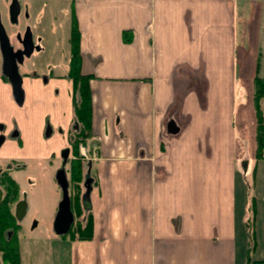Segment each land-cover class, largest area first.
<instances>
[{"label": "crops", "instance_id": "1", "mask_svg": "<svg viewBox=\"0 0 264 264\" xmlns=\"http://www.w3.org/2000/svg\"><path fill=\"white\" fill-rule=\"evenodd\" d=\"M54 1L68 7L63 19L59 3L51 9L62 23L51 33L58 42L66 32V44L43 82L27 86L55 102L48 147L70 149L75 29L80 73L91 77V135L82 150L92 180L81 201L87 235L52 245L54 264H245L238 184L246 200L264 0ZM0 90H9L2 78ZM27 144L18 135L10 146L55 159Z\"/></svg>", "mask_w": 264, "mask_h": 264}, {"label": "rangeland", "instance_id": "2", "mask_svg": "<svg viewBox=\"0 0 264 264\" xmlns=\"http://www.w3.org/2000/svg\"><path fill=\"white\" fill-rule=\"evenodd\" d=\"M5 0H0V23L3 26L9 43H13L18 49L19 44L17 35H23L26 29L29 30L35 49L32 53L22 58L18 64V72L22 77V89L24 92V101L22 105H17L12 95L11 86L1 73V53H0V78L6 81L8 92L0 90V106L3 107L4 119L0 120V135L8 134L13 129L19 133L20 139L30 146L37 145L43 148V154H53V160L49 161H28L23 160L24 166L21 171L13 172L12 176L19 184L21 190L26 194L27 208L25 216L21 222L19 237L21 264H54L52 258V245H55L61 237L54 234L52 222L61 197L60 188L54 181V172L59 167L61 151L50 149L51 138L48 137L50 129L51 114L47 111L55 109V102L49 94L37 95L36 91L27 86V82L38 79L43 82L44 74L49 72L54 60L57 59V50L61 45L66 44V32H64L59 41L56 42L55 35L51 32L67 15V4L56 2L54 0H23L21 11L16 15V22L12 23L9 19ZM59 3L57 8L61 11L62 18H53L51 9L53 5ZM61 3V4H60ZM62 25V23L60 24ZM62 27V26H61ZM52 28V29H51ZM41 29H44L43 32ZM264 37L263 31L261 41ZM16 45H15V44ZM261 43L259 75L264 77V41ZM250 98L252 110V137L254 149L248 142H245V157L249 160V169L244 174L246 183V200L242 194V180L238 184V216H244V222L239 225L240 228V249L242 254L248 257L249 264H255L254 261H264V161L255 160L256 151V117L252 102L253 80L251 81ZM36 92V93H35ZM55 97V96H54ZM48 116L49 119H46ZM52 121V120H51ZM50 121V123H51ZM254 123V127H253ZM5 126V127H3ZM37 129V136L30 137V134ZM3 128V129H2ZM40 134V136L38 135ZM39 141L36 143L34 139ZM13 140L11 137L0 143V146H10ZM3 144V145H2ZM14 146V145H13ZM46 147L47 151H46ZM31 150V149H30ZM0 153H4L2 147ZM11 153V152H10ZM40 153V152H39ZM20 156L16 153V156ZM18 159H21L18 157ZM19 161V160H18ZM8 161L0 160V167H6ZM245 204V205H244ZM66 239V238H63Z\"/></svg>", "mask_w": 264, "mask_h": 264}, {"label": "trees", "instance_id": "3", "mask_svg": "<svg viewBox=\"0 0 264 264\" xmlns=\"http://www.w3.org/2000/svg\"><path fill=\"white\" fill-rule=\"evenodd\" d=\"M126 36V35H125ZM70 55L68 61V78L73 86V116L74 123L77 125L73 131L70 147L74 159L68 165L69 197L71 200V211L74 221L69 232L61 238H83L89 229L88 220L81 222L83 209L81 207V192L84 182V163L79 154V146H85V142L91 135V97L89 90V75H83L79 69L78 38L75 29L70 34ZM258 69L253 79L252 102L256 117V151L255 160L264 161V77L259 75ZM16 187L10 181L8 188ZM11 205L4 198L0 202V263L2 264H21L19 239L16 234V227L13 224ZM12 231L10 236L6 233ZM250 259L246 257L245 264H249ZM255 264H264L263 260L254 261Z\"/></svg>", "mask_w": 264, "mask_h": 264}, {"label": "water", "instance_id": "4", "mask_svg": "<svg viewBox=\"0 0 264 264\" xmlns=\"http://www.w3.org/2000/svg\"><path fill=\"white\" fill-rule=\"evenodd\" d=\"M17 13V8L13 7L12 16L16 17ZM22 46V52L14 54L10 46L9 39L5 33V30L0 23L1 72L11 86L12 95L17 105H21L24 100V92L22 89V77L18 72V64L22 61V58L24 56L28 57L34 49L31 35L29 32L24 36V42L22 43ZM68 155V148L64 149L61 152V166L55 173V181L61 191V198L58 202L57 210L52 222V230L57 236L67 234L74 220L72 211L70 209V199L68 195V180L65 172V164L68 160ZM91 183V178L86 177L84 181L85 192L83 195V201L88 197V194L91 189ZM25 208V201H21L17 204L16 215L18 219L23 216Z\"/></svg>", "mask_w": 264, "mask_h": 264}, {"label": "flooded vegetation", "instance_id": "5", "mask_svg": "<svg viewBox=\"0 0 264 264\" xmlns=\"http://www.w3.org/2000/svg\"><path fill=\"white\" fill-rule=\"evenodd\" d=\"M23 0H5V4H6V7H7V10H8V14H9V19L12 23H15L16 22V17H13L12 16V9L13 7L17 8L18 10V14L20 13L21 11V8H22V3ZM17 14V15H18ZM29 30L26 29L25 32L23 33V35H17V39H18V42L19 44H21L22 46V43L24 42V36L26 34H28ZM6 33V32H5ZM30 33V32H29ZM31 35V34H30ZM32 39V38H31ZM33 43V42H32ZM15 44V43H14ZM16 45V44H15ZM11 48H12V51L14 52V54H18L19 52H22L23 50V46L21 49H18L16 46H13V43L11 42L10 44ZM34 47V45H33ZM35 49V47H34ZM33 49V50H34ZM5 78V77H4ZM6 79V78H5ZM7 80V79H6ZM76 124L74 123L73 125V128L71 130V134H70V139H69V145H70V141L72 139V134H73V131L74 129L76 128ZM5 127V126H3ZM1 128V127H0ZM3 129V128H2ZM50 130V129H49ZM18 132H16L14 129L13 131H10L8 134H2V136L0 135V143H3L6 141V138L7 136L8 137H11L12 139H16L18 138ZM12 141V140H10ZM2 144V145H3ZM2 147V150L3 148L7 147V146H0V149ZM13 147L9 146L7 147V151H4V153H0V160H3V161H8L9 162V165L8 163H6V167H0V192H1V195H0V202H2V200L5 198L7 200V202L10 203L11 205V214H12V218H13V224L14 226L16 227V234L18 236L19 234V231H20V227H21V222L25 216V213H26V208H27V200H26V194H24L23 190H21L19 184L17 183V181L13 178L12 176V173L15 171V172H18V171H21L23 169V165H22V162L23 160H28V161H37V159L35 158H26L24 156H16L14 150L12 149ZM66 149V148H64ZM63 149V150H64ZM69 149V148H68ZM62 150V149H61ZM62 150V151H63ZM61 151V152H62ZM70 151H72L71 147L69 149V154H70ZM11 152V153H10ZM61 154V153H60ZM19 155V154H18ZM18 157H20L21 159H18ZM82 157V156H81ZM84 157H82V162L84 163V167H85V170H84V181H85V178L86 177H89L86 173V170L88 168V165H89V158L87 159H83ZM74 159V156L71 158L70 155H68V160L65 164V172H66V176H67V180H68V173H67V169H68V165L70 164V160ZM19 160V161H18ZM58 160H59V167L55 170L54 172V181H55V173L56 171L60 168L61 166V157L59 156L58 157ZM87 160V161H85ZM10 181H13L16 185V187H14L13 189H10L8 188V186L10 185ZM56 182V181H55ZM57 184V183H56ZM58 186V185H57ZM84 190V182H83V186H82V192ZM81 192V201L83 200V195H84V192L82 194ZM68 195H69V181H68ZM61 198V197H60ZM70 199V197H69ZM21 201H25L26 203V208H25V212L23 214V216L18 219L17 218V215H16V206L19 202ZM71 200H70V209H71ZM57 210V209H56ZM56 213V212H55ZM83 217V216H82ZM12 234V231H8L6 233L7 236H10ZM68 238V237H67ZM19 239V237H18ZM2 264V263H1Z\"/></svg>", "mask_w": 264, "mask_h": 264}]
</instances>
